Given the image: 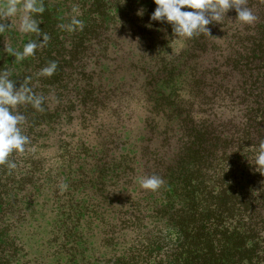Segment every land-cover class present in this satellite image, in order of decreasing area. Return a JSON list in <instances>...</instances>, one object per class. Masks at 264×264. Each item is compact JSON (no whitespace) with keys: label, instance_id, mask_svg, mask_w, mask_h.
I'll return each instance as SVG.
<instances>
[{"label":"trees","instance_id":"1","mask_svg":"<svg viewBox=\"0 0 264 264\" xmlns=\"http://www.w3.org/2000/svg\"><path fill=\"white\" fill-rule=\"evenodd\" d=\"M37 2L38 33L19 30L22 8L0 17V73L43 98L15 109L29 142L0 165V264H25L47 211L58 264H264V0L243 4L254 23L232 8L192 38L151 20L154 0ZM29 42L24 60L6 51Z\"/></svg>","mask_w":264,"mask_h":264},{"label":"clouds","instance_id":"2","mask_svg":"<svg viewBox=\"0 0 264 264\" xmlns=\"http://www.w3.org/2000/svg\"><path fill=\"white\" fill-rule=\"evenodd\" d=\"M244 2L245 0H154L157 7L151 20L171 24L174 35L178 37L192 38L201 32L210 34L207 26L213 21L220 22L222 15L232 8H235L238 14L236 19L239 22L248 25L254 23L257 17L251 9L243 7ZM21 7L23 15L20 17L19 30L22 33H38L40 28L32 14L42 13L44 9L37 6L36 0H23L22 5L18 4V0H7L0 8V17H14ZM138 15H143V12H138ZM72 24L82 27V23L76 19ZM3 28L4 25L0 24V30ZM47 40V35H44L41 45ZM37 47V43L29 42L24 45L22 52L13 51L7 46L6 51L16 60L21 61L34 55ZM56 68V62H51L41 70L40 75L50 77L55 73ZM42 102L43 98L35 95L31 88L22 85L17 89L7 73H0V165L7 164L10 169H14L16 164L8 160L9 155L14 151L23 153L25 145L29 142V138L22 133L20 127L26 118L15 109L18 105L31 104L35 109L41 110ZM255 165L257 169L264 168V142L259 145ZM138 181L143 189L151 191L158 190L163 184V180L155 175L138 177Z\"/></svg>","mask_w":264,"mask_h":264},{"label":"rangeland","instance_id":"3","mask_svg":"<svg viewBox=\"0 0 264 264\" xmlns=\"http://www.w3.org/2000/svg\"><path fill=\"white\" fill-rule=\"evenodd\" d=\"M38 1V0H36ZM44 1V0H41ZM23 0H18V4L22 5ZM38 7H40V4H38V2L36 3ZM22 8V7H21ZM33 15V14H32ZM133 13L131 11V13L127 12V16H132ZM144 89H142V91L137 88V89H133L132 93H133V97L134 99H139L140 98V93H144L143 92ZM140 105H142V102L137 105V109L140 110ZM44 214H46V217H51L50 219V223L49 225L46 227H44L43 225L41 226L39 223H35L36 224V229L40 232V235L38 234L37 230L34 229H27L24 232L25 238H24V242H25V250H24V254H26L25 257V264H58L57 262V250L56 248L58 246V243L56 242H51V238L52 237V229H53V219H52V214L49 213V211L44 212ZM41 217L38 218V220H40ZM51 224V225H50ZM99 225L98 221H95L94 223L92 222L91 224L88 225V227L86 228V231H88L89 234H95L94 232L97 230L95 227ZM45 228L47 229V231H45ZM112 232H108L107 230L105 231L104 229L102 230V232L99 233L98 235H95L94 238L98 239V244L102 246V239L104 238V236L109 237L111 235ZM97 234V233H96ZM44 235V237H42ZM118 238V237H117ZM127 239H129L127 245L129 247V245L131 244L130 241V237H127ZM101 242V243H100ZM52 244V245H51ZM103 249H105L104 247H101L100 250L101 254L103 253ZM105 255L102 256V258H104ZM60 264H66V262L61 261Z\"/></svg>","mask_w":264,"mask_h":264}]
</instances>
